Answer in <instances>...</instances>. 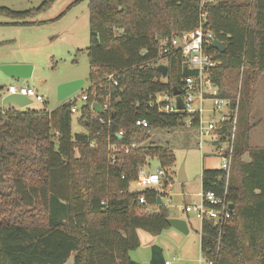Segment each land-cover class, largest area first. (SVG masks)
<instances>
[{
    "label": "trees",
    "instance_id": "1",
    "mask_svg": "<svg viewBox=\"0 0 264 264\" xmlns=\"http://www.w3.org/2000/svg\"><path fill=\"white\" fill-rule=\"evenodd\" d=\"M54 1L24 11L0 6V16L31 24L25 20ZM88 11L89 87L86 106L76 109L83 132L72 133L69 101L52 111L0 102V264H132L139 230L155 236L170 228L154 188H129L153 158L165 185L176 178L172 148L152 133L185 128L187 116L160 112L153 102L196 72L178 53L165 60V78L157 68L163 43L194 30L202 13L205 30L225 46L221 53L208 47L216 61L209 79L218 98L234 108L239 91V102L227 186L220 168L200 175L202 193L222 197L227 188L231 217L221 231L200 223V254L212 264H264V147L249 144L264 76V0H211L203 9L201 0H88ZM93 103L108 109L97 114ZM138 119L148 127H137ZM230 127L222 124L217 143Z\"/></svg>",
    "mask_w": 264,
    "mask_h": 264
},
{
    "label": "rangeland",
    "instance_id": "2",
    "mask_svg": "<svg viewBox=\"0 0 264 264\" xmlns=\"http://www.w3.org/2000/svg\"><path fill=\"white\" fill-rule=\"evenodd\" d=\"M43 0H0L1 7L13 11L36 9ZM241 1V0H237ZM88 0H56L48 7L27 18L26 25H13L12 19L0 16V102L7 95L10 85L29 86L44 98V103L31 100L19 110L52 111L64 102L57 100L58 85L83 80L82 88L77 92L82 94L89 87V64L85 49L89 44ZM165 65V60H161ZM21 64L32 67L30 77L14 81L1 71L3 65ZM242 76L240 79L241 85ZM239 96V91L237 97ZM237 99V98H236ZM213 100H204V120L211 116ZM219 118V111L215 112ZM79 113L72 115V133L83 132L77 119ZM249 123L254 128L249 134L251 147H264V76H261L256 86V101ZM152 138L160 144L171 146L175 154V165L172 171L177 175L183 167L186 181L182 184L173 179L169 192L168 205L171 218L184 219L188 223V233L183 234L173 228H167L159 235L152 236L139 230L140 246L129 252L131 262L143 263L151 255V249H160L165 261L171 264H204L205 259L200 254V221L192 213L194 204L201 201L200 175L203 169H218L221 158L214 154L212 145L205 141L198 146V133L195 129L179 128L173 131H154ZM247 160V156H245ZM159 170L158 161L153 158L145 167L146 173H156ZM138 184H131V192L141 190ZM187 212L183 213L182 208ZM71 263V261H69Z\"/></svg>",
    "mask_w": 264,
    "mask_h": 264
},
{
    "label": "built area",
    "instance_id": "3",
    "mask_svg": "<svg viewBox=\"0 0 264 264\" xmlns=\"http://www.w3.org/2000/svg\"><path fill=\"white\" fill-rule=\"evenodd\" d=\"M207 1L209 2L211 0H201L202 9L203 4ZM206 17L207 14L202 13L200 15L199 25L194 30L170 38V40L163 43L161 48V57L163 60L174 57L178 53L184 59L187 69L196 72L195 76H188L182 79L181 88L178 90L184 109L178 110L176 108L175 97L168 93L157 94L154 97L153 103L160 112L165 114H186L187 119L185 120V124L188 128L193 126V118L197 119L193 129L198 133V146L201 147L205 141H208L212 145L214 154L221 158L219 168L225 174V185L227 186L230 176L233 143L235 140L239 96L235 101L234 108H232L230 101L217 97V91L209 79V70L216 65V61L213 58L214 52H210L208 47L211 46L212 48L211 44L215 37L211 32L205 30ZM108 79H111V76ZM112 83L113 85L117 84L116 81ZM6 92L7 95L24 96L32 101L35 100L39 103H44V98L35 89L30 87H17L12 85L7 88ZM207 98L213 100L212 108L209 110L212 116L205 121L204 113L206 109L204 108V100ZM67 99L70 103L74 104L71 108V113L75 114L77 113L76 109H79L77 105L85 103L87 97L83 93L78 94L76 92ZM101 108L102 110H107V103L101 106ZM216 111H219L218 119L214 115ZM100 122L105 123L103 119H100ZM224 122H228L231 125L230 132L224 141L217 143L219 140L217 132ZM135 125L141 128L148 127V123L144 119L136 120ZM118 136L121 137L122 132H119ZM125 151L127 152V149ZM164 178L165 172L163 170L159 169L156 173H146L144 167L138 172L136 184L142 188H154L158 192V197L161 198L163 204H165L164 200H166V204H170L169 192L171 185L170 183L165 185ZM226 194V187L222 197L217 196L213 192L201 193V201L198 204H194L192 213L200 223L205 221L210 222L219 227V231H221L231 217L230 203L226 201ZM139 202L144 203L143 197L139 198ZM182 212L186 213L187 208L183 207ZM164 264L171 263L165 261ZM204 264H212V262L205 260Z\"/></svg>",
    "mask_w": 264,
    "mask_h": 264
},
{
    "label": "water",
    "instance_id": "4",
    "mask_svg": "<svg viewBox=\"0 0 264 264\" xmlns=\"http://www.w3.org/2000/svg\"><path fill=\"white\" fill-rule=\"evenodd\" d=\"M212 48L218 52H223L225 49V46L219 42L216 39H213L212 41ZM32 67L28 65H19V64H13V65H3L1 66V71L7 75L10 78L14 79H28L31 74ZM157 70L160 72L163 78L167 75V66L166 65H159ZM84 84L83 80H73L69 82L62 83L57 86L56 88V95L58 101H63L66 98H68L70 95L78 92ZM172 95L175 97L176 101V108L178 110H183V102L180 96V92L176 90L175 88L172 89ZM31 100L19 95H6L5 98L2 101V104L4 106L6 105H13L17 108H22L28 104H31ZM86 106V103L78 104L77 107L79 109ZM92 111H94L97 114H101L103 112L101 106L98 103H93L91 106ZM177 182L182 184L186 181L185 174L183 171V167H181L176 175ZM163 202L160 197H157V206H162ZM230 208L232 209V205H230ZM168 226L170 228H173L183 234H187L188 229V223L184 219L179 218H169L167 220ZM132 264H164L165 260L162 256V253L159 248L153 247L151 249V255L149 259L143 263H135L131 262ZM187 264V263H186Z\"/></svg>",
    "mask_w": 264,
    "mask_h": 264
},
{
    "label": "crops",
    "instance_id": "5",
    "mask_svg": "<svg viewBox=\"0 0 264 264\" xmlns=\"http://www.w3.org/2000/svg\"><path fill=\"white\" fill-rule=\"evenodd\" d=\"M19 65H21V64H19ZM12 79H14V78H12ZM18 80H21V79H14V81H18ZM10 86H12V85H10ZM14 86H16V85H14ZM17 87H29V86H17Z\"/></svg>",
    "mask_w": 264,
    "mask_h": 264
}]
</instances>
